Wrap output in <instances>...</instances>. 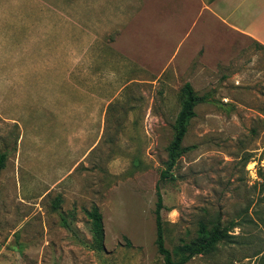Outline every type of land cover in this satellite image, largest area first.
<instances>
[{
    "label": "rangeland",
    "instance_id": "obj_1",
    "mask_svg": "<svg viewBox=\"0 0 264 264\" xmlns=\"http://www.w3.org/2000/svg\"><path fill=\"white\" fill-rule=\"evenodd\" d=\"M145 0H0V264H264V48ZM164 13V14H163ZM190 83L204 97L161 182ZM103 217L94 250L87 212Z\"/></svg>",
    "mask_w": 264,
    "mask_h": 264
},
{
    "label": "trees",
    "instance_id": "obj_2",
    "mask_svg": "<svg viewBox=\"0 0 264 264\" xmlns=\"http://www.w3.org/2000/svg\"><path fill=\"white\" fill-rule=\"evenodd\" d=\"M182 108L176 120L175 136L169 149V160L166 169L161 174V182L174 181L173 171L178 161L185 154L186 149L183 148V142L188 132V127L193 118L196 117V107L205 102L204 97H200L194 91L192 85L187 83L182 92ZM8 155L0 154V175L6 167ZM157 206H156V223H157V246L160 254L164 257L165 264H187L196 256L205 255L217 250L218 245L231 237L230 231L223 229L220 224L213 225L208 228L202 225L199 231V237L188 244H185L178 250V259H175L172 253L166 248L165 230L162 220V211L164 210L163 196L158 186L157 190ZM87 216L91 220L92 229V248L97 251L105 249V229L103 217L99 210L94 208L87 212Z\"/></svg>",
    "mask_w": 264,
    "mask_h": 264
},
{
    "label": "crops",
    "instance_id": "obj_3",
    "mask_svg": "<svg viewBox=\"0 0 264 264\" xmlns=\"http://www.w3.org/2000/svg\"><path fill=\"white\" fill-rule=\"evenodd\" d=\"M145 4L161 6L166 21L176 23L190 16L195 25L219 24L264 48V0H145Z\"/></svg>",
    "mask_w": 264,
    "mask_h": 264
}]
</instances>
